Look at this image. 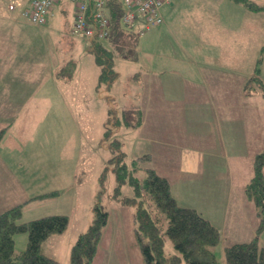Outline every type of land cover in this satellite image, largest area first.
Wrapping results in <instances>:
<instances>
[{
    "label": "rangeland",
    "instance_id": "1",
    "mask_svg": "<svg viewBox=\"0 0 264 264\" xmlns=\"http://www.w3.org/2000/svg\"><path fill=\"white\" fill-rule=\"evenodd\" d=\"M11 1L0 0V15H3L4 11H9ZM15 1L19 2V0ZM23 1L25 0H21ZM188 1L185 3L186 7L182 9L184 19H188L187 14H194L198 0ZM249 1L255 7L264 6V0ZM230 5L226 3L220 8H224L228 15L227 28L224 30L226 33L221 34L231 36H217L214 47L206 43L205 48L206 56H211L210 50L215 58L224 57L226 63L234 64L233 73L226 69L228 79L233 75L241 82H248L251 79L252 98L240 95L236 108L241 114H237L230 105L215 109L214 106H207L204 103L199 108L200 102L204 100L201 97V87L208 89L209 86L204 83L199 84L197 63L187 64L175 59L171 60L172 55L169 52H174L179 46L173 41L164 40L158 31L153 32L154 27L144 36L136 29L138 37L131 38L130 48L123 49L122 52L120 48L116 50L111 42H104L114 52L113 71L118 72L119 76L110 85L104 81L100 86L102 67L97 64L94 54L90 51L91 43L88 39V41L83 40L81 36L72 32V24L75 22L77 12L74 0H67L54 6V18L48 21L49 24L47 22L45 25L36 26L45 34L44 43H48L50 47L51 60H56V55L60 59L62 55L68 61H75L76 66L72 63L67 66L65 63L66 67L62 66L63 68L59 70V78L65 79L67 78L65 75L69 76L75 71L76 79L82 86L80 89L70 91L72 99L62 95L65 90L61 92L57 90L56 102L59 101V108L67 114L71 123L70 133L65 139L69 146V161L63 164L64 167L53 169L51 174L48 172L47 176L40 172L46 167L44 162L36 164L37 161H34L32 165L23 162V168H16L19 173L16 177H14V169L12 173L0 166V213L23 204V216L20 222L52 214L67 215L70 218L67 231L55 235L44 245L45 252L56 259L58 264H69L72 246L79 235L88 230L94 219V206L103 173H106L105 191L99 201L103 208L109 211L110 218L94 264H144L134 233L136 209L113 196L116 175L113 170L115 163L112 164L111 160L118 151L114 146L112 147V141L117 138L121 141L126 163L150 154L152 159L145 165L156 168L162 175L167 176L175 185L174 191L176 187L179 188L177 191L179 195L186 191L185 198L213 224L218 225L221 240L213 250L220 264H226L224 248L227 245L249 241L254 237L258 223L257 209L253 202L247 200L245 194V186L249 181L243 184L247 178V168H250L252 161H248L246 165L243 160L252 154V142L255 147L258 146V142L261 146L264 145V142L260 141L264 133V101L263 103L260 101L264 100V96L259 100L260 93H258L259 90L264 91V9L252 10L245 2ZM24 6V4L18 6L16 12H19L23 20L30 22L22 14ZM201 10L204 11L203 8ZM165 11L164 4L161 8L164 17ZM186 24L188 23H183ZM196 25L202 27L203 23L196 21ZM196 29L199 30L197 36H200V28ZM80 41L83 43L84 51L78 53L76 51L82 47ZM224 43L226 47L218 50ZM132 51L136 52L137 57L121 56ZM182 57L183 54L180 55V58ZM151 60L154 62L148 64ZM168 64L184 70V78L160 76L158 72L161 69L157 66ZM141 67L140 75L138 70ZM199 75L201 76L200 72ZM150 81L156 84L154 92L160 96L165 93L172 96L180 91L178 98L185 100L189 96L193 102L183 106L170 103L174 108L166 113L163 119H156L159 116L148 118V123L143 128L114 127L112 137L107 139L105 133L110 127L107 121L111 112L122 118L125 109H134V107L144 109L145 100L148 101L149 98L151 101L148 94ZM197 84H199L198 88ZM51 91L54 95L53 82ZM19 92L20 87L16 90V93L20 94ZM183 107L186 115L183 113ZM190 109H197V114L200 115L194 114ZM228 116L232 118L229 123L241 118V124L239 129L227 126L226 133L223 132L224 134L219 137L221 151L207 152V163L211 169L207 170L202 178H194L189 174H184L185 177L180 178L179 174L183 171L181 164L191 167L183 162L182 148L196 146L201 137H207L209 141L212 133L218 128L217 118L226 124ZM233 117L236 118L234 121ZM181 126H183L182 131ZM225 140L230 152L237 154L234 162L238 165L235 167L236 174H233L235 169L229 166L228 161L221 157L224 155ZM10 152L18 155V151ZM13 159L16 157L13 156ZM45 162L49 163V160ZM38 165L41 167L39 170ZM29 169H33L30 176ZM35 172H40L37 177L34 176ZM30 180L32 188L28 184ZM38 182L46 183L38 186ZM234 182L235 186H233ZM44 187H47V190H58L60 194L47 199L35 198L43 193L41 190ZM25 190L28 192L25 193ZM131 195H133L132 187L125 184L122 187L121 198ZM22 196L25 202L21 201ZM28 239L27 231L15 235L17 252L27 248ZM261 244L264 246V233L261 234Z\"/></svg>",
    "mask_w": 264,
    "mask_h": 264
},
{
    "label": "crops",
    "instance_id": "2",
    "mask_svg": "<svg viewBox=\"0 0 264 264\" xmlns=\"http://www.w3.org/2000/svg\"><path fill=\"white\" fill-rule=\"evenodd\" d=\"M30 1L31 0H25L21 2V0H19V2H17L12 0L9 5L17 3L19 6L22 3L26 7L29 5ZM65 1L67 0H60L56 5L58 6ZM187 1L188 0H173L172 4H165V17L163 15L164 23L162 25L152 26L154 27L153 32L155 30L158 31L164 40L167 39L168 42L173 41L175 45L179 46L175 48L174 52H169V54L172 55L171 60L175 59L187 64L197 63V73L200 79L199 84L204 83L209 86L208 89L204 86L201 87V97L204 100L200 102L199 108L204 103L207 106H214L215 109H222V107L230 105L237 114H241L240 111L236 109L239 104L240 95L252 98L250 90L245 92V86L250 80H248V82H241L234 75L228 79L226 69L232 72L234 64L230 65L226 63L224 57H220V59L215 58L210 50L211 56H206L205 44L209 43L210 46L214 47L217 36H231L230 34H221L226 33L224 30L227 28L226 21L228 15L227 11L220 7L224 6L226 3L230 5L242 2L236 0H198L194 14H187L188 19H184L182 16V9L186 7L185 3ZM76 3L77 1L74 0V7ZM202 8L204 9L203 12L201 10ZM16 10L17 9H9V11H4V14L0 15V131L4 130V136L0 142V166L7 168L11 172L12 169H14V177H16V175H19L16 168H23V162H28V164L34 163V161H37L36 164L38 162H44L46 167L40 172L47 176L48 172L51 174L53 169L62 168L64 167L63 164L69 161V146L68 141L65 142V139H67L70 133L71 123L67 114H64L59 108V101L56 102L57 90L58 92L65 90L62 95L72 99L70 91L80 89L82 86L79 85L76 79L75 71H72L69 76L65 75L67 77L65 79L59 78V70L69 63L76 66L75 61H68V59H65L62 55L60 59L56 55V60H51L50 47L48 43H44L45 34L42 33L39 27H36L38 25L23 20V17H21ZM53 11L54 8L48 16V21L54 18ZM196 21L203 23L202 27L196 25ZM183 23L188 24L183 25ZM152 27L147 30H151ZM195 27L200 28V36H197L196 33L199 32V30ZM203 31H205L204 34ZM139 33L141 35V30ZM195 39L196 41H194ZM83 40L87 39L83 38ZM225 47L226 44L224 43L218 50ZM82 51H84L83 43L82 47L76 52L80 53ZM182 54L184 57L180 58ZM167 57L169 56L167 55ZM152 62L154 61L151 60L148 64ZM157 68L161 69V73L157 71L160 76L180 78H184L185 76L184 70L176 69L171 64L164 66L160 65L157 66ZM141 69L142 67L138 70L140 75ZM52 82L55 85L54 95L51 91ZM187 84L189 85L188 82ZM199 84L196 85L197 88ZM155 85L153 81H150L148 85V94L150 95L151 101H149V98L148 101L145 100V107L142 110L144 116L143 123L139 128H143L144 125L148 123V118L159 116L156 117V119H163L164 115L174 108L170 103H175V105L182 104L183 106L193 102L192 98L189 96L185 100L178 98L180 91H177L172 96H168L167 93L160 96L158 93L154 92ZM18 87H20V94L16 93ZM258 93H260V100L264 96V91L259 90ZM263 101L264 100H261L260 102L263 103ZM191 111L196 115H200L197 114V109H192ZM146 112H148V115H146ZM183 113H185V115L187 114L184 111V107ZM234 119L236 118L233 117V121ZM240 119L241 118H238L235 122L229 123L232 121V118L229 117L225 124L223 120H218L217 118L218 128L212 133L209 141H207V137H201L197 141L196 146L190 145L183 147L181 150L183 162L191 167H185L181 164L183 171H180L183 174H179V177H185L184 174H189L194 178L204 177L206 171L211 169L210 165H207V152L217 153L221 151L222 148L220 149L219 137L224 134L223 132L226 133L228 125L239 129L241 124ZM183 126L180 127L181 131L183 130ZM224 128L226 130H223ZM260 141L264 142V133ZM252 147V154L250 157L243 160L246 162V165L248 161H252L251 163H253L255 154L261 150L263 145L261 146L260 142H258V146L255 147L252 142ZM10 151H18V155ZM223 151L224 155L221 157H224L225 160L228 161L229 166L233 169L238 167V165L234 163L237 154L230 152L226 140L224 141ZM13 156H15L16 159H13ZM47 159L49 163L45 162ZM37 169L39 170L41 167L38 165ZM32 171L33 169H29V176ZM40 172H35L34 176L37 177ZM233 174H236V169ZM251 175L252 164L249 169L247 168V178L245 182H243L244 185L249 181ZM44 183L46 182H38L37 185L41 186V184ZM28 184L30 188L33 187L31 180ZM234 184L235 182L233 186ZM42 189L41 191H43V193L41 194L53 191L47 190V187ZM27 192L28 191L25 190V193ZM21 199V201H24V196H22ZM214 207L216 208V205Z\"/></svg>",
    "mask_w": 264,
    "mask_h": 264
},
{
    "label": "trees",
    "instance_id": "3",
    "mask_svg": "<svg viewBox=\"0 0 264 264\" xmlns=\"http://www.w3.org/2000/svg\"><path fill=\"white\" fill-rule=\"evenodd\" d=\"M236 1L245 2L252 10L264 9V6L255 7L249 0ZM31 2L32 0L28 6L23 7V15ZM16 7L17 3L9 5L10 10ZM106 11L110 18L109 36L103 40L91 41V52L97 64L102 67L100 86L104 81L110 85L119 76L118 72L113 71L114 52L104 42H111L116 50L120 48L122 52L123 49L130 48V39L137 36L136 29L141 30L142 36L149 29L144 27L145 21L142 18L136 22L133 29L123 24V0H107ZM121 56L137 57L133 51ZM250 81L245 86V92L251 89ZM142 110L143 108L136 107L125 109L122 118L111 112L107 121L110 127L106 130V138L112 137L114 127H140L144 118ZM3 133L4 130L0 131V142ZM113 146L118 151L111 160L112 164L115 163L113 170L116 175L113 196L136 209L134 233L144 264H220L213 250L221 240L220 230L185 198L186 191L179 195V188L176 187L174 191L175 185L167 176L162 175L156 168L145 165L152 159L150 154L126 163L125 153L118 138L112 141ZM207 165L209 166L208 163ZM105 179L106 173H103L94 206V219L88 230L80 234L72 246L69 264L95 262L110 218L109 211L103 208L99 201L105 191ZM125 184L132 187L133 195L121 198ZM59 194L60 191L55 190L35 198L47 199ZM245 194L247 200L253 202L257 209L258 223L255 235L249 241L227 245L224 248L226 264H264V246L261 244V234L264 233V145L253 159L252 175L245 186ZM23 208V204H19L0 213V264H58L56 259L45 252L44 245L55 235L67 231L70 218L64 214H52L20 222ZM24 231L28 232L29 237L27 248L17 252L15 235Z\"/></svg>",
    "mask_w": 264,
    "mask_h": 264
},
{
    "label": "built area",
    "instance_id": "4",
    "mask_svg": "<svg viewBox=\"0 0 264 264\" xmlns=\"http://www.w3.org/2000/svg\"><path fill=\"white\" fill-rule=\"evenodd\" d=\"M59 0H32L24 12L25 17L35 25H45L51 10ZM76 17L73 33L90 40H103L110 33V18L107 15V0H76ZM172 0H123L124 15L122 22L133 29L142 18L145 28L164 23L161 8ZM13 8V6H11Z\"/></svg>",
    "mask_w": 264,
    "mask_h": 264
}]
</instances>
